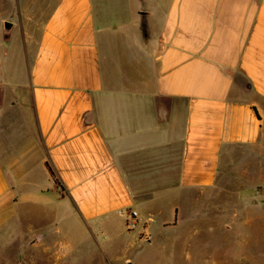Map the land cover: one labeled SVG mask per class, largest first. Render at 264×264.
Segmentation results:
<instances>
[{
  "label": "crops",
  "instance_id": "1",
  "mask_svg": "<svg viewBox=\"0 0 264 264\" xmlns=\"http://www.w3.org/2000/svg\"><path fill=\"white\" fill-rule=\"evenodd\" d=\"M15 2L17 23L0 12L1 238L58 237L63 216L123 238L134 210L122 249L264 185V0Z\"/></svg>",
  "mask_w": 264,
  "mask_h": 264
},
{
  "label": "rangeland",
  "instance_id": "2",
  "mask_svg": "<svg viewBox=\"0 0 264 264\" xmlns=\"http://www.w3.org/2000/svg\"><path fill=\"white\" fill-rule=\"evenodd\" d=\"M17 7L15 0H0V12L11 10L10 18L16 23ZM230 193L219 191L217 206L210 209L211 215L203 221L180 231L169 229L155 240L142 232L135 244L122 249L121 244L136 232L113 238L85 229L63 216L58 237H0V264H264V206L252 205L249 209L247 198L252 193L258 203H263L264 185L236 190V202L243 203L242 206L227 204V198L234 194ZM160 220L152 223L156 233ZM166 239L174 241L173 250L163 248Z\"/></svg>",
  "mask_w": 264,
  "mask_h": 264
},
{
  "label": "built area",
  "instance_id": "3",
  "mask_svg": "<svg viewBox=\"0 0 264 264\" xmlns=\"http://www.w3.org/2000/svg\"><path fill=\"white\" fill-rule=\"evenodd\" d=\"M139 226L138 213L134 210L129 211V215L125 221V228L128 232L135 231ZM149 239V237L147 238Z\"/></svg>",
  "mask_w": 264,
  "mask_h": 264
},
{
  "label": "trees",
  "instance_id": "4",
  "mask_svg": "<svg viewBox=\"0 0 264 264\" xmlns=\"http://www.w3.org/2000/svg\"><path fill=\"white\" fill-rule=\"evenodd\" d=\"M255 112H256L257 116H259L256 110H255ZM47 166H48V169H49L50 175H51V177L53 178L54 182H55L58 186L62 187L61 182L59 181V179H58L57 175L55 174V172L53 171V169H52L49 165H47Z\"/></svg>",
  "mask_w": 264,
  "mask_h": 264
},
{
  "label": "water",
  "instance_id": "5",
  "mask_svg": "<svg viewBox=\"0 0 264 264\" xmlns=\"http://www.w3.org/2000/svg\"><path fill=\"white\" fill-rule=\"evenodd\" d=\"M11 23L10 22H6L5 23V32L7 33V32H9L10 31V29H11Z\"/></svg>",
  "mask_w": 264,
  "mask_h": 264
}]
</instances>
